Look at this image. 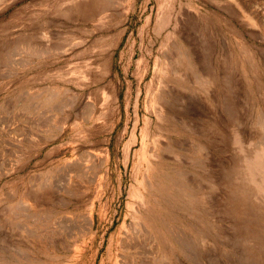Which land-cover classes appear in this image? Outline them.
Returning a JSON list of instances; mask_svg holds the SVG:
<instances>
[{
  "label": "rangeland",
  "instance_id": "374dc122",
  "mask_svg": "<svg viewBox=\"0 0 264 264\" xmlns=\"http://www.w3.org/2000/svg\"><path fill=\"white\" fill-rule=\"evenodd\" d=\"M263 129L264 0H0V264H264Z\"/></svg>",
  "mask_w": 264,
  "mask_h": 264
},
{
  "label": "bare ground",
  "instance_id": "6f19581e",
  "mask_svg": "<svg viewBox=\"0 0 264 264\" xmlns=\"http://www.w3.org/2000/svg\"><path fill=\"white\" fill-rule=\"evenodd\" d=\"M79 1V0H78ZM83 2H84V0H83ZM91 3V2H90ZM93 3V2H92ZM69 4V3H68ZM88 4V3H87ZM73 5V4H72ZM76 5V4H75ZM93 5L94 4H92V8H93ZM67 7H69V6H67ZM72 7V6H71ZM77 7V6H76ZM70 8V7H69ZM90 8V7H89ZM75 9V8H74ZM86 10H88V8L86 9ZM85 14V13H84ZM181 47V46H180ZM177 51V53H176V57H177V59H176V61L174 60V63L173 64H175L176 63V67H177V73H176V75H177V77L178 78H181V81H188V82H191V84L193 83V87H194V84L196 83V75H195V77H194V75H193V73H192V69H191V64H190V59L188 60V55L186 56V53H185V57L182 55L181 56V54L179 55V50H176ZM184 52V51H183ZM197 55V54H196ZM195 57V56H194ZM190 61V62H189ZM193 62V61H192ZM191 62V63H192ZM171 63V62H170ZM168 64H169V62H168ZM194 65V64H193ZM168 66V65H167ZM193 67V66H192ZM197 67V66H196ZM208 67H209V65H208ZM166 68H168V67H166ZM171 68V67H170ZM170 68H169V70H170ZM172 69V68H171ZM208 69H210V67L208 68ZM207 69V70H208ZM200 70V69H199ZM203 70V69H202ZM205 71H206V69H204ZM204 70H203V72H204ZM212 70V69H211ZM168 71V70H167ZM165 72V71H164ZM168 72H170V71H168ZM173 72H174V70H173ZM172 72V73H173ZM200 72V71H199ZM214 72V71H213ZM197 73V72H196ZM201 73V72H200ZM205 73V72H204ZM195 74V73H194ZM206 74V73H205ZM216 74V73H215ZM214 73H211V74H206L207 75V82L203 85V88H204V93L207 95L208 94V97H209V94L212 96V100H216V96H217V86H218V80L216 79V75H215ZM174 75V74H173ZM198 76V75H197ZM200 78H202V77H200ZM167 79H169L168 77H167ZM174 79V78H173ZM176 79V78H175ZM203 79V78H202ZM165 80V79H164ZM201 80V79H200ZM200 80H199V82H200ZM171 81V80H170ZM204 81V80H203ZM168 82H169V80H168ZM173 82V81H172ZM176 82V81H175ZM198 82V81H197ZM167 83V82H166ZM181 83V82H180ZM201 84L202 83H204V82H200ZM178 84V83H177ZM182 84H184V83H182ZM166 85V84H165ZM199 87H200V85H198ZM197 86V87H198ZM202 86V85H201ZM164 87H166V86H164ZM170 87V86H169ZM196 87V88H197ZM168 88V87H167ZM177 88V87H176ZM180 88V87H179ZM186 88V87H185ZM188 88V87H187ZM172 90H173V88H171ZM175 89V88H174ZM184 88H182V90H183ZM193 89V88H192ZM197 89H200V88H197ZM202 89V88H201ZM200 89V90H201ZM161 90H163V87H162V89ZM165 90V89H164ZM180 90H181V88L179 89V93H181L180 92ZM181 90V91H182ZM185 90V89H184ZM175 91V90H174ZM187 91V90H186ZM202 91V90H201ZM165 92V91H164ZM171 92V91H170ZM176 92H178V91H176ZM190 92V91H189ZM200 92V91H199ZM165 93H167V92H165ZM169 93V92H168ZM185 93V92H184ZM194 93H195V91H194ZM196 93L198 94V91H196ZM203 93V92H202ZM203 93V94H204ZM175 94V93H174ZM173 94V95H174ZM186 94H188L187 92H186ZM185 94V95H186ZM202 94V95H203ZM169 95H172V94H169ZM176 95V94H175ZM201 95V94H200ZM160 96V95H159ZM163 96H164V94H163ZM166 96V95H165ZM164 96V97H165ZM183 96V98L185 97L184 96V94L182 95ZM164 97H161V98H164ZM168 97H170V96H168ZM172 97V96H171ZM170 97V98H171ZM174 97V96H173ZM202 97V96H201ZM160 98V97H159ZM159 98H158V100H159ZM160 98V99H161ZM166 98V97H165ZM170 98H168V99H170ZM204 97H202V99H203ZM175 99V98H174ZM177 99H178V97H177ZM201 99V98H200ZM172 100V99H171ZM205 100V99H204ZM231 101H232V99H230ZM162 102H163V100H161ZM166 101H167V99H166ZM166 101H164V102H166ZM173 102H174V100H172ZM178 101H179V99H178ZM197 101H198V99H197ZM202 101V100H201ZM209 101H210V99H209ZM231 101H230V103H231ZM162 102H160V103H162ZM168 102V101H167ZM177 102V101H176ZM175 102V104H177L178 105V102L176 103ZM200 102V101H199ZM208 102V101H207ZM229 102V101H228ZM194 103V102H193ZM196 103V102H195ZM204 103H206L205 101H204ZM217 103V102H216ZM157 104V103H156ZM168 105L170 104V103H167ZM197 104V103H196ZM162 105V104H161ZM181 105V104H180ZM194 106H195V104H193ZM198 105V104H197ZM208 107H209V109H215V106L213 107V105H212V102H211V104H206ZM216 105V104H215ZM163 106V105H162ZM197 107V106H196ZM180 108V107H179ZM181 108H183V107H181ZM185 108V107H184ZM227 108H228V106H227ZM165 109V108H164ZM166 109H168V108H166ZM169 110V109H168ZM181 110V109H180ZM180 112H182V111H180ZM212 112V111H211ZM213 113V112H212ZM215 114L216 113H214V116H215ZM211 116H213V115H211ZM157 117H158V115H157ZM161 118V117H160ZM216 117H214V119L211 121V123L213 124H210V125H212V128L213 129H211V127H210V129H211V131H213V130H215V129H217V124H218V122H217V120L215 119ZM174 119V118H173ZM178 121V119L176 118L175 119V121ZM164 122V121H163ZM166 122V121H165ZM172 122V121H171ZM174 122V121H173ZM179 122V121H178ZM260 122H261V120H260ZM162 123V122H161ZM180 123V122H179ZM262 123V122H261ZM181 124V123H180ZM163 128L165 127V123H163ZM174 125V124H173ZM179 125V124H178ZM182 125V124H181ZM209 125V126H210ZM259 125V124H258ZM177 126V125H176ZM158 127V126H157ZM161 127V126H160ZM187 127V126H186ZM159 128V127H158ZM192 128V127H191ZM215 128V129H214ZM260 128H261V126H260ZM259 128V129H260ZM192 129H194V128H192ZM229 129H232V127L231 128H229ZM261 130V129H260ZM188 131V130H187ZM208 131V130H207ZM206 131V132H207ZM210 131V132H211ZM218 131V130H217ZM232 131L233 130H231L230 131V135H231V133H232ZM263 131H264V129H263ZM219 132V131H218ZM202 133V132H201ZM221 133V132H220ZM219 133V134H220ZM200 134V133H199ZM209 135V134H208ZM218 135V134H217ZM159 137V136H158ZM162 138V137H161ZM167 139V138H166ZM166 139H163L164 141L166 140ZM160 140L162 141V139H159V142H160ZM169 140V139H168ZM187 140V139H186ZM156 142V141H155ZM157 142H158V140H157ZM170 142V141H169ZM163 143V142H162ZM164 143H166V142H164ZM157 144V143H156ZM159 144H161V143H159ZM167 144V143H166ZM171 144V143H170ZM178 144V143H177ZM158 145V144H157ZM163 145V144H162ZM169 145V144H168ZM167 145V146H168ZM155 146V145H154ZM159 146V145H158ZM166 146V145H165ZM170 146V145H169ZM168 146V147H169ZM156 148H157V146H156ZM159 148H160V150H162L163 149V147L161 148L160 146H159ZM166 149H168V148H166ZM185 149V148H184ZM158 150V149H157ZM204 150V149H203ZM246 150V149H245ZM244 150V151H245ZM257 151H256V155L255 156H253V157H251V159L248 161V160H246V159H244V161H247V162H249V163H252V167L251 168H248V165L246 166V167H243V169H242V171L241 172H239L237 175H236V177H238V179L239 180H242V184L241 185H237V183H235V185L233 186V184L231 185V187H230V189H229V193L231 194V196H232V194L234 195V194H238V198L240 197L241 199H242V201H244V203H245V201H247V200H245L243 197H247V196H250V195H252V194H258V195H263L264 196V181L262 180V177H259V178H256L257 176H259V175H263L264 174V167L263 166H259V165H261V161H263L264 160V148L262 149H256ZM163 151H165V150H163ZM167 151V150H166ZM189 151V150H188ZM172 152V151H171ZM199 152H201V149L199 150ZM197 153V152H196ZM153 154H154V151H153ZM174 154V153H173ZM204 154V153H203ZM208 154H210V153H208ZM156 155V154H155ZM164 155V154H163ZM177 154H175V156H176ZM201 155H202V153H201ZM200 155V156H201ZM205 155V154H204ZM212 155V154H211ZM154 156V155H153ZM170 156V155H169ZM174 156V155H173ZM174 156V157H175ZM182 156V155H181ZM178 157V156H177ZM202 157L204 158L205 156H203L202 155ZM206 158V159H205ZM204 159L206 160V163H208V161H207V157H205ZM213 158V157H212ZM211 158V159H212ZM214 158H216V157H214ZM213 158V159H214ZM176 159V158H175ZM183 159V158H182ZM186 159V158H185ZM202 159V158H201ZM212 159V160H213ZM178 160V159H177ZM215 160V159H214ZM201 162V161H200ZM202 162H204V160H202ZM186 163V162H185ZM205 163V164H206ZM220 163V162H219ZM180 164V163H179ZM203 164V163H202ZM201 164V165H202ZM200 167V166H199ZM204 167V166H203ZM182 169V168H181ZM218 169V168H217ZM205 170V169H204ZM208 170V169H207ZM221 170V169H220ZM183 172V171H182ZM181 173V172H180ZM179 173V174H180ZM212 173V172H211ZM210 173V174H211ZM182 174V173H181ZM180 174V177L182 176ZM186 174V173H185ZM206 174V173H205ZM209 174V173H208ZM259 174V175H258ZM176 175V174H175ZM189 175V174H188ZM184 176V175H183ZM187 176V175H186ZM167 179V178H166ZM177 179V178H176ZM210 179V178H209ZM212 179V178H211ZM155 180L156 181H159L160 180V177L159 176H157V178H155ZM179 180V179H178ZM183 180V179H182ZM187 180H189V179H187ZM162 181H163V186H164V189L165 190H168V185H170V183H168L166 180H164V178L162 179ZM199 181V180H198ZM171 182V181H170ZM192 182V181H191ZM190 182V183H191ZM172 183V182H171ZM204 183V182H203ZM202 183V184H203ZM238 183H239V181H238ZM213 184V183H212ZM175 185V184H174ZM192 185V184H191ZM197 185V184H196ZM205 185V184H204ZM181 186V185H180ZM185 186H187V185H185ZM173 187L174 186H171L170 187V191L172 190H174L173 189ZM184 187V186H183ZM197 187V186H196ZM209 187V186H208ZM194 188H195V186H194ZM198 188V187H197ZM210 188V187H209ZM239 188H241V189H239ZM150 189V188H149ZM163 189V190H164ZM162 190V191H163ZM182 190V189H181ZM186 190H187V188H186ZM169 191V190H168ZM184 191V190H183ZM209 191V190H208ZM174 192V191H173ZM191 192H193V189H192V191ZM164 193V192H163ZM181 193V192H180ZM183 193H187V192H183ZM175 194V193H174ZM188 194V193H187ZM159 195V194H158ZM185 195V194H184ZM170 196V195H169ZM186 196H188V195H186ZM160 197H161V195H160ZM176 197H178V196H176ZM189 197H190V195H189ZM188 197V198H189ZM194 196H191L190 198H192V199H194L193 198ZM199 197V196H198ZM180 198V197H179ZM187 198V197H186ZM197 198V197H196ZM180 200V199H179ZM213 200V199H212ZM250 202H252L253 204H254V200H249ZM155 202V201H154ZM179 202V201H178ZM181 202H182V200H181ZM190 202H192V201H190ZM197 202V201H196ZM166 203V202H165ZM168 203V202H167ZM187 204V203H186ZM181 205V204H180ZM223 205V204H222ZM172 208V207H171ZM201 208H203V207H201ZM238 213H241L242 214V209H241V207H239L238 208ZM85 230H86V232L88 231V229H89V227H90V220L89 219H87L86 221H85ZM84 226V225H83ZM197 230H199V229H197ZM217 230V229H216ZM145 231V230H144ZM85 232V233H86ZM84 233V234H85ZM146 234V233H145ZM82 236V235H81ZM230 246V245H229ZM216 260V259H215ZM155 262V261H154ZM163 262V261H162ZM166 264V263H165ZM167 264H169V263H167Z\"/></svg>",
  "mask_w": 264,
  "mask_h": 264
}]
</instances>
